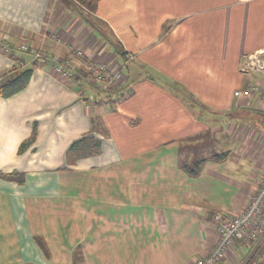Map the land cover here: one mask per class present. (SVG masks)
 Instances as JSON below:
<instances>
[{
	"label": "crops",
	"instance_id": "crops-1",
	"mask_svg": "<svg viewBox=\"0 0 264 264\" xmlns=\"http://www.w3.org/2000/svg\"><path fill=\"white\" fill-rule=\"evenodd\" d=\"M0 35L77 65L71 47L84 48L123 66L116 92L129 94L105 106L100 90L44 62L0 96V264H188L208 253L214 213L244 210L264 172V111L234 95L264 85V0H99L94 13L75 0H0ZM34 60L0 50V80ZM261 240L236 238L242 264H264Z\"/></svg>",
	"mask_w": 264,
	"mask_h": 264
},
{
	"label": "built area",
	"instance_id": "built-area-1",
	"mask_svg": "<svg viewBox=\"0 0 264 264\" xmlns=\"http://www.w3.org/2000/svg\"><path fill=\"white\" fill-rule=\"evenodd\" d=\"M53 38L57 37L52 35ZM33 52L34 58L50 61L59 74L74 79L75 83L84 87L92 84L108 92L106 97L101 98V103L111 104L112 100L125 99L128 93L118 94L116 90L124 81L123 66L115 68L107 60H87L84 48L71 47V55L79 60L75 64L69 58H63L57 52L43 51L31 46L29 40H23L18 44H11L9 40L0 35V50L12 52L13 50ZM264 85L260 81L250 82L246 87L234 91L235 96H244L248 99H256L255 107L264 111ZM84 92V91H83ZM110 94V95H109ZM89 104L96 105L95 96H89ZM213 222L218 231L216 243L206 254L196 256L188 264H213L218 261L232 260L242 264L244 257H240L235 251L236 238H242L246 242L254 243L255 240L264 237V172L260 177L257 189L251 194L244 210L232 214L229 210L214 213Z\"/></svg>",
	"mask_w": 264,
	"mask_h": 264
},
{
	"label": "trees",
	"instance_id": "trees-1",
	"mask_svg": "<svg viewBox=\"0 0 264 264\" xmlns=\"http://www.w3.org/2000/svg\"><path fill=\"white\" fill-rule=\"evenodd\" d=\"M75 1L91 12H95L97 10L99 3V0H75ZM91 24L92 26L97 27V24H95L94 22H92ZM40 60L41 59L34 60L33 64L30 67H22L21 65L13 66L8 71L7 75L3 76L2 79L0 80V96L10 97L16 94L17 92L21 91L22 89H24L28 85L35 68L44 62L45 63L48 62V60H41V61ZM223 155L224 154L216 155L217 159H220ZM199 166H200V162H197L194 166V169H191L192 170L191 172L192 173L198 172L200 168ZM263 239L264 237L262 238L261 242L257 245V247L261 246ZM251 262L252 259H250L247 263L245 262V264H250Z\"/></svg>",
	"mask_w": 264,
	"mask_h": 264
},
{
	"label": "rangeland",
	"instance_id": "rangeland-1",
	"mask_svg": "<svg viewBox=\"0 0 264 264\" xmlns=\"http://www.w3.org/2000/svg\"><path fill=\"white\" fill-rule=\"evenodd\" d=\"M91 12V11H90ZM96 12V11H95ZM92 13H94V12H92ZM97 16H94V15H92V17H90L89 19L91 20V22H94L95 24L97 23V24H99V26L101 27V28H103L104 30H106V31H108L109 33H111L112 32V22H111V20L110 19H108V18H105L106 20H104V18H101V17H99V18H96ZM99 19V20H98ZM103 19V20H102ZM98 20V21H97ZM107 32V33H108ZM58 40V37H55V40ZM5 52V51H4ZM87 55V54H86ZM63 76V75H62ZM85 87L86 86H90V87H94V88H97L98 90H100V94H99V97H100V99L102 98V97H106L107 96V94H108V92H105V91H103V90H101V88H99V87H97V86H93L92 84H85L84 85ZM90 89V88H89ZM91 96V95H90ZM89 97H87V98H85V102H87V104H88V106H91L90 104H89ZM108 104H105V106H107ZM217 155H220V154H217ZM227 208H220V209H218L216 212H218L219 213V211H224V210H226ZM228 210V209H227ZM248 262V261H247ZM246 262V263H247ZM213 264H230V262L229 261H227V260H224V261H218V262H215V263H213ZM235 264H237V262L235 263Z\"/></svg>",
	"mask_w": 264,
	"mask_h": 264
}]
</instances>
